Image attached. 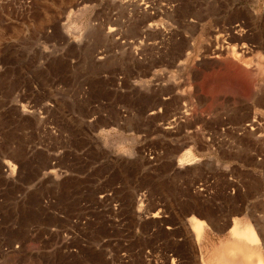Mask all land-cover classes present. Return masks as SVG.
<instances>
[{
    "label": "rangeland",
    "instance_id": "1",
    "mask_svg": "<svg viewBox=\"0 0 264 264\" xmlns=\"http://www.w3.org/2000/svg\"><path fill=\"white\" fill-rule=\"evenodd\" d=\"M216 168L264 200V0H0V264H202Z\"/></svg>",
    "mask_w": 264,
    "mask_h": 264
},
{
    "label": "crops",
    "instance_id": "2",
    "mask_svg": "<svg viewBox=\"0 0 264 264\" xmlns=\"http://www.w3.org/2000/svg\"><path fill=\"white\" fill-rule=\"evenodd\" d=\"M252 159H255L257 162L260 161L256 156H253ZM239 165L242 170L246 168L241 164ZM218 176L224 185L222 196H219L217 192L215 193V190L212 188ZM253 181V175L221 172L220 170L207 174L206 180L196 187L199 191V196H201L200 198H202V202L209 210L207 216L201 220L203 228L198 240L192 227H189L191 232L190 237L195 243V250L200 263L206 264L209 260H213L214 258V260H217L219 258V256L212 257L209 254L210 241L217 239H219L222 248L233 243L242 245L246 243L250 245L251 251L257 250L264 257V232L256 223L259 219L264 218V200L261 195L255 196L253 194V189L251 188ZM247 231H251L253 241H258L257 244L255 242L253 244L246 242L243 235ZM235 235L238 238L240 237L239 240ZM220 254L217 253L216 255ZM222 258L224 260L227 259L224 256Z\"/></svg>",
    "mask_w": 264,
    "mask_h": 264
},
{
    "label": "bare ground",
    "instance_id": "3",
    "mask_svg": "<svg viewBox=\"0 0 264 264\" xmlns=\"http://www.w3.org/2000/svg\"><path fill=\"white\" fill-rule=\"evenodd\" d=\"M201 225L202 224L199 223V222H194V224H193V226H194V233L197 236L200 233ZM236 237H238V236H236ZM243 237H245V239L247 238V239H252L253 240V234L251 233V231H247L243 235ZM257 242L255 241V243H257ZM225 253L227 255L224 256V257H226L227 259L224 260L222 258L223 256H220L219 255V258L217 259V261H218L217 264H264V257L261 256V254L258 253L257 250L256 251L246 250L244 248V246L242 244H239V243H233V244L227 245L225 247ZM210 262H212V261H210Z\"/></svg>",
    "mask_w": 264,
    "mask_h": 264
}]
</instances>
